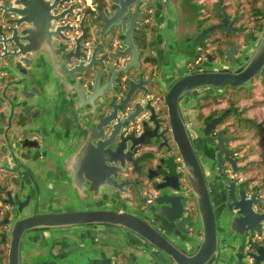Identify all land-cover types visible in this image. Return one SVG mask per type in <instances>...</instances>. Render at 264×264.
<instances>
[{"label":"flooded vegetation","instance_id":"af4514ba","mask_svg":"<svg viewBox=\"0 0 264 264\" xmlns=\"http://www.w3.org/2000/svg\"><path fill=\"white\" fill-rule=\"evenodd\" d=\"M89 1L94 6L93 9L89 7ZM205 1H157L152 9L147 11L144 30L138 34V40L142 41L141 45L145 52L143 66L145 80L148 82L147 88L150 92L149 98L154 99L153 106L158 115L159 132H166L164 136L168 139H171V134L167 132L170 128L167 92L171 86L191 72L222 71L219 66L227 67L225 70H239L250 60L257 46L254 42L255 38L261 37L258 32V34H250V40H247L248 32L244 30V24L237 23V20L230 17L226 29L216 28L209 34L203 35L201 33L203 30L225 24L224 18L216 24L203 22L206 15ZM110 5L111 0H65L59 12L76 6L74 11L79 17L77 20L68 17L63 23L62 26L70 23V27H74L75 30V34L67 31L65 34L67 38H77L76 32L78 36L82 34L80 24L83 15L96 17L100 11L110 8ZM53 24L55 30L58 26L56 22ZM190 25L192 27L189 29ZM226 37H231L234 45L225 52L224 57H220L216 49ZM191 39H196V47L192 54L183 55L181 52L188 49L190 44L188 46L187 44ZM54 40L58 47L63 46L64 52L75 47L74 42L63 41L56 35ZM161 42L162 44L165 42L167 52L169 50L166 59H162L159 54ZM84 47V52L89 54L86 43ZM35 76L37 78L34 81L38 84V88L33 95L36 98L29 103L22 126H15L14 129V134L19 132L21 146L17 150L10 147L14 157L7 165L0 167V264H9L14 238L12 230L19 221L31 218L35 214L110 210L117 213L137 214L149 219L147 212L149 207L153 210H162L161 206L155 205V200H157L155 198L164 192L159 188L165 183L169 184L170 189L174 188L171 190L173 195L183 198L181 221L187 222L183 227L186 233H181L182 231L174 223H169L164 218H161L162 220L155 225L166 232L172 240L188 239L184 244L191 249L188 250L189 252H195L202 242L203 235L201 226L197 225L198 209L180 153L174 148L171 155L172 164H168L166 162L168 156L165 154L167 149L165 146L161 148L160 143L146 141L140 142L139 147L132 146L130 141L140 132L127 129L128 127L122 130V132H127L126 135L118 137V133L121 132V129H118L117 136L110 140V131L106 127V122L100 124L98 118L93 116L96 109L93 110L92 106L86 105L88 94L82 92L84 89L88 90L92 77H89V82L81 79L83 89L79 88L78 92L83 99L79 103L77 92L73 89L74 82L70 78L65 77L61 80L60 77L50 73L44 65L39 67ZM225 88L223 90L199 89L186 95L180 101L182 118L206 172L216 209L218 229L222 240V254L218 264H229L227 256L231 254H234L233 256H236L234 260H237L255 252L251 244L264 247V232L249 234L244 245L242 241L232 244L225 241L226 226L222 220L226 200L225 186L218 180L216 151L220 133L225 130L222 122L212 129L210 136L204 134L207 125L221 118L222 115L216 113L217 103L207 105L200 103V100L207 96L216 98ZM194 100L197 101L196 116L190 115L187 109V105ZM183 105L186 106L185 110ZM204 107H206V112L203 110ZM139 123L141 124V121ZM140 128L139 125L138 130ZM225 137H227L226 134H224ZM18 142L16 141L15 144ZM121 142L122 146L118 149ZM2 146L6 147L4 143ZM170 146L175 147L172 142ZM227 146L234 152L232 153L233 158L239 159L238 168H242V172L244 167L240 165V158L236 154V149L231 146L230 140ZM115 153L118 154L117 159L107 165L105 161L109 157L114 158ZM144 153H149L147 161L141 163L129 161ZM123 155L127 159L124 165L121 163ZM223 167L225 168L223 176L237 180L239 189H245L249 196H252L254 190H258L241 177V172L234 173L228 161L224 162ZM108 176L113 182L124 183L123 190L117 187L103 188L104 180ZM125 183L128 185L125 186ZM91 186L100 187L94 201H92L94 194L89 192ZM149 196L152 198L146 200ZM261 199L264 200V198ZM257 210L264 212V206H257ZM262 227L264 229V223ZM75 229H81L79 241H76L78 237ZM92 231L106 234L108 237L106 243L91 245L90 241L87 246L89 236L83 238L82 234H91ZM132 244H135L134 240ZM82 250L88 253L94 252L89 254L93 259L90 263L95 262L97 259L95 257L98 256H105L111 264H138L139 262L135 252L125 245L123 238L113 228L83 227L27 233L21 246V264H72L73 257Z\"/></svg>","mask_w":264,"mask_h":264},{"label":"water","instance_id":"95a60500","mask_svg":"<svg viewBox=\"0 0 264 264\" xmlns=\"http://www.w3.org/2000/svg\"><path fill=\"white\" fill-rule=\"evenodd\" d=\"M64 1L0 0V167L7 165L14 157L11 149L17 150L21 146L19 132L14 134V129L15 126H22L27 107L36 98L33 94L38 84H35L34 80L41 65L46 66L50 73L61 80L70 78L74 82L73 89L77 92L79 103L83 99L78 92L79 88L83 89L81 79L89 82V77H92L88 90L84 89L82 92L88 94L86 105L96 109L93 116L98 118L100 124L106 122L110 140L117 136L118 129H121L118 137L126 135L127 132L122 130L128 127L127 129L140 132L130 141L132 146L139 147L140 142L146 141L160 143L161 148L165 146L167 149L165 154L168 156V164H172L171 155L174 148L180 153L198 209L197 225L201 226L202 242L195 252H189L191 249L184 244L188 239L172 240L155 225L164 218L169 223H174L181 233H186L183 227L187 222L181 221L183 198L173 195L171 190L174 188L170 189L169 184L165 183L159 188L164 191L161 196H153V199H157L155 205L161 206L162 210L149 207V219L137 214L110 210L35 214L17 222L12 230L14 238L9 264H21V246L27 233L83 227L113 228L123 238L125 245L135 252L139 259L138 264H218L222 254V240L216 209L206 172L182 118L180 101L199 89L223 90L227 86L243 88L259 78L264 71V29L261 30V37L254 40L257 46L250 60L239 70L191 72L171 86L167 92V107L170 110V128L167 132L171 134V139H168L164 136L166 132H159L154 99L149 98L148 82L145 80V52L142 41L138 40L139 32L144 30L147 11L152 9L157 1L162 0H111V7L100 11L96 17L83 15L80 24L82 34L78 36L76 32L77 38L74 39L65 35L67 31L75 34L74 27H70V23L62 25L68 17L73 20L79 17L74 11L76 6L59 12ZM219 10L225 24L209 28L203 35L216 28L226 29L229 17L224 12L222 0ZM54 22L58 26L55 30ZM55 35L63 41L74 42L75 47L64 52L63 46L58 47L54 40ZM84 43L87 44L89 54L84 52ZM226 115L227 113L208 124L204 134L210 136L212 129L222 123ZM224 134V131L220 133L216 151L218 180L225 186L226 200L222 212V220L226 226L225 241L229 244L242 241L244 245L249 234L264 232V212L257 210V206H264V200L259 197L258 190H254L252 196H249L245 189H239L237 180L223 176L225 161L230 163L234 173H239L242 169L238 168L239 159L233 158L234 152L227 146L230 139L224 138ZM170 140L175 147L170 146ZM16 141L19 142L15 144ZM2 143L6 147H3ZM121 146L122 142L118 149ZM113 155L114 158L109 157L105 161L107 165L117 159L118 154ZM4 156L7 158H3ZM148 156L149 153H144L129 161L145 162ZM125 161L127 159L123 155L122 165ZM167 169L171 172L169 167ZM127 185L125 183V186ZM91 187L89 192L94 194V201L100 187ZM113 187L123 190L124 183L113 182L108 176L104 180L103 188ZM151 198L152 196H149L146 200ZM127 232L134 238L127 235ZM133 240L135 244H132ZM251 245L255 252L237 260H234L236 256L231 254L227 256L229 264H264V247Z\"/></svg>","mask_w":264,"mask_h":264},{"label":"trees","instance_id":"16d2710c","mask_svg":"<svg viewBox=\"0 0 264 264\" xmlns=\"http://www.w3.org/2000/svg\"><path fill=\"white\" fill-rule=\"evenodd\" d=\"M225 14L244 24L250 40V34L264 27V0H222ZM220 0L205 1V20L216 24L223 19L219 11ZM249 25L250 28H249ZM234 43L231 37L222 39L216 49L224 57ZM201 104H216L217 114L227 113L222 123L230 143L237 145L236 154L240 165L244 167L241 177L257 188L264 198V72L251 84L243 88L227 86L216 98L204 97ZM206 107L203 108L206 112Z\"/></svg>","mask_w":264,"mask_h":264},{"label":"rangeland","instance_id":"374dc122","mask_svg":"<svg viewBox=\"0 0 264 264\" xmlns=\"http://www.w3.org/2000/svg\"><path fill=\"white\" fill-rule=\"evenodd\" d=\"M240 24H242V23H240ZM250 26L251 25H249V28H250ZM190 27H192L191 25L189 26V29H190ZM263 29V28H262ZM261 29V30H262ZM261 30H258V32L260 33V35H262V31ZM205 31L203 30L201 33L203 34ZM258 32H256L257 34H258ZM194 38H196V37H194ZM196 43H197V41H196V39H191L190 40V42L187 44V46H188V49L186 48V49H184L185 51H182L181 53L183 54V55H190V54H192V52H193V49H194V47H196ZM188 53V54H187ZM219 68H221L222 70L224 69H227V67H223V66H219ZM184 107H186V106H184L183 105V109L185 110V108ZM187 109L189 110V112H190V115H192V116H196V114H197V112H198V110H197V101L196 100H194V101H192L189 105H187ZM187 116V115H186ZM231 146L234 148V149H236V147H237V145L236 144H234V143H231ZM207 167V166H206ZM209 167V166H208ZM76 231V236L78 237L77 238V240L76 241H79V232H80V230L81 229H75ZM79 243V242H78ZM89 243H90V240L88 239V243H87V246L89 245ZM91 244V243H90ZM86 245V244H85ZM85 250H82V252L81 253H77L74 257H73V259H72V264H86V263H90V261H92L93 259H92V256H90L89 254H91V253H94V252H91V253H88V251H86L85 253Z\"/></svg>","mask_w":264,"mask_h":264},{"label":"crops","instance_id":"0c3cea01","mask_svg":"<svg viewBox=\"0 0 264 264\" xmlns=\"http://www.w3.org/2000/svg\"><path fill=\"white\" fill-rule=\"evenodd\" d=\"M160 45L161 46H160L159 54L161 55L162 59H166L167 56L169 55V50H168V52L166 50L167 45L165 44V42H164V44H162V42H161ZM87 236H89V239L91 241V245H95V244L96 245H102V244L106 243L107 238H108L106 234H103L100 231H92L91 234H86V233L82 234V237L83 238L84 237H87ZM95 258H97L95 260V262H92L90 264H111L110 263V260H108L107 258H105V256L104 257L98 256V257H95Z\"/></svg>","mask_w":264,"mask_h":264},{"label":"built area","instance_id":"2783aa9c","mask_svg":"<svg viewBox=\"0 0 264 264\" xmlns=\"http://www.w3.org/2000/svg\"><path fill=\"white\" fill-rule=\"evenodd\" d=\"M89 7H91L92 9L94 8V6L91 4V2L89 1Z\"/></svg>","mask_w":264,"mask_h":264}]
</instances>
